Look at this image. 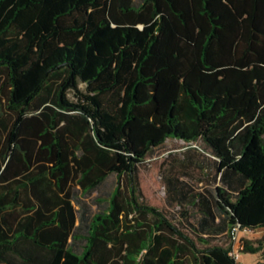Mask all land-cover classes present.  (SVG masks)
<instances>
[{"label":"trees","instance_id":"16d2710c","mask_svg":"<svg viewBox=\"0 0 264 264\" xmlns=\"http://www.w3.org/2000/svg\"><path fill=\"white\" fill-rule=\"evenodd\" d=\"M168 140L213 159L164 177L180 224L140 183ZM236 227L264 229V0H0V264H238Z\"/></svg>","mask_w":264,"mask_h":264},{"label":"rangeland","instance_id":"374dc122","mask_svg":"<svg viewBox=\"0 0 264 264\" xmlns=\"http://www.w3.org/2000/svg\"><path fill=\"white\" fill-rule=\"evenodd\" d=\"M84 89L85 86L81 85ZM72 94L70 97L72 98ZM202 149L193 145L190 147L183 141L168 140L167 143L156 153L146 160L145 164L142 166L140 173V183L141 189L144 195L145 202L155 208L163 210L174 222L177 224L181 220V209L179 207H170L167 203V190L164 184V177L166 175H182L184 172H188L189 175L184 176L192 186L197 190H203L206 188H213L214 183L212 182V177L214 176V168H212L213 159L203 155ZM190 152H195L201 154V161H197L198 165L192 166L185 169V158ZM205 161L202 164V162ZM211 165V166H210ZM208 173H211L207 176ZM116 186V177L110 176L105 184L99 189L97 193H94L92 197L85 198L84 201L93 205V199L100 197L107 199L109 194L113 191ZM93 209L96 210V206L93 205ZM193 208H189V212H193ZM182 227V225H180ZM192 237L191 232L187 231ZM240 245L246 246L245 242H250L254 247L263 248L260 252L256 254L251 253H241L239 259H236L238 264H264V229H258L250 233H240ZM226 248H237L239 244H233L231 240V235L229 237H224L220 240Z\"/></svg>","mask_w":264,"mask_h":264},{"label":"built area","instance_id":"2783aa9c","mask_svg":"<svg viewBox=\"0 0 264 264\" xmlns=\"http://www.w3.org/2000/svg\"><path fill=\"white\" fill-rule=\"evenodd\" d=\"M256 230H251V229H240L239 227H236L232 230V242L233 244L237 243L239 244V246L237 248L232 249L231 251V255L235 258V259H239V257L241 256V253L244 251V245H240V238H239V234L242 233H250Z\"/></svg>","mask_w":264,"mask_h":264}]
</instances>
